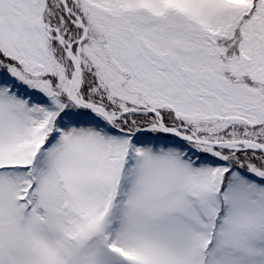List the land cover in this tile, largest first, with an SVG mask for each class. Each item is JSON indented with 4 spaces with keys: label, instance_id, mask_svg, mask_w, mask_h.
Wrapping results in <instances>:
<instances>
[{
    "label": "snow or ice",
    "instance_id": "6c2138e0",
    "mask_svg": "<svg viewBox=\"0 0 264 264\" xmlns=\"http://www.w3.org/2000/svg\"><path fill=\"white\" fill-rule=\"evenodd\" d=\"M0 264H264V0H0Z\"/></svg>",
    "mask_w": 264,
    "mask_h": 264
}]
</instances>
